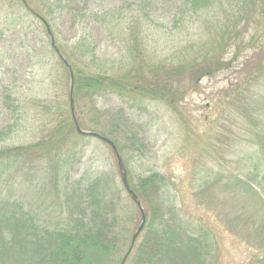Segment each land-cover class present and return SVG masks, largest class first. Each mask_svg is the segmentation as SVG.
I'll return each instance as SVG.
<instances>
[{"label": "rangeland", "instance_id": "obj_1", "mask_svg": "<svg viewBox=\"0 0 264 264\" xmlns=\"http://www.w3.org/2000/svg\"><path fill=\"white\" fill-rule=\"evenodd\" d=\"M149 1L143 12L141 0H0V152L34 146L58 122H73L74 84L48 32L75 75L125 83L141 79L136 55L148 67L179 65L225 46L229 69L196 83L186 73L169 100L117 87L84 92L74 97L75 117L118 147L135 187L152 174L163 179L156 229L180 246L199 242L201 264H264V13H180L186 0ZM64 152L58 188L32 156L0 165V204L22 201L40 223L72 228L89 220L92 185L101 181L116 205L122 240L112 260L120 261L141 215L113 149L74 131Z\"/></svg>", "mask_w": 264, "mask_h": 264}, {"label": "trees", "instance_id": "obj_2", "mask_svg": "<svg viewBox=\"0 0 264 264\" xmlns=\"http://www.w3.org/2000/svg\"><path fill=\"white\" fill-rule=\"evenodd\" d=\"M141 2L142 11L147 12L150 1ZM182 8L180 13H264V0H186ZM241 46H244L243 41L237 49L239 50ZM223 47L225 51L221 55L200 59L205 55L201 54L200 57L195 56L196 59L191 63L188 61L179 65L159 63L155 67H148L147 60L141 58L140 54L137 56L135 48L132 53L136 56L133 58L139 63L138 73L142 75L139 81L130 79L125 83L120 81V78L110 76L74 74L73 98L78 99L84 92L95 95L117 87L123 91L133 90L154 100H169L171 94L176 92L172 90L175 81L179 82L186 73L189 77L192 76L196 83L202 77L229 69L231 62L225 60L227 47ZM260 55L261 53L253 55L251 61L259 62ZM246 62L248 64V61ZM146 68L153 70L149 74L150 80L143 76ZM248 106L250 105L246 107ZM74 131L76 132V128L73 122H58L51 128L48 136L36 145L1 151L0 165L18 162L26 156L30 159L32 156L39 163L47 164L51 173L50 182L53 181L58 188L59 182L62 181V157L66 155L64 149L69 135ZM6 170L0 172V186L3 185ZM100 182L92 185L94 187L91 191L94 190L95 193L89 195L88 205L91 209L89 220L77 221L72 228L49 227L40 223L31 218L30 211L22 201L6 200V203L0 204V264H123V259L118 262L112 260L121 243L122 235L115 226L118 221L115 201L109 191L101 188ZM129 183L145 208H149L147 211L152 214V220L150 222L147 219L144 229L146 235L140 243L136 242L125 264H201L203 248L199 242L193 245L191 239L189 245L180 246L174 234L160 232L154 227V222L163 216L161 200L163 179L157 174H152L139 179L136 187L130 179ZM67 200L68 197L65 202ZM131 246L130 241L129 248Z\"/></svg>", "mask_w": 264, "mask_h": 264}, {"label": "water", "instance_id": "obj_3", "mask_svg": "<svg viewBox=\"0 0 264 264\" xmlns=\"http://www.w3.org/2000/svg\"><path fill=\"white\" fill-rule=\"evenodd\" d=\"M22 2L24 4H26L25 0H22ZM44 21V20H43ZM45 22V21H44ZM46 24V23H45ZM49 36H50V41L53 45V48H55V43H54V40H53V37L51 35L50 32H48ZM58 55L59 57L61 58V60L64 62V64L66 65V67L68 68L69 70V73H70V77H71V85H73L74 83V78H73V72H72V69L71 67L69 66L68 62L65 60V58L58 52ZM71 111H72V115H73V121H74V124L76 126V129H77V132L82 135V136H92V137H95V138H99V139H102L106 142H108L115 154H116V158H117V162H118V165H119V169L121 171V177H122V182H123V185L125 187V189L127 190L128 194L130 195V197L132 198V200L136 203V205L138 206L140 212H141V216H142V220H141V224L140 226L138 227L136 233L134 234V237H133V244L135 243L136 239L138 238V236L141 234V232L143 231L144 227H145V224H146V220H147V212L145 210V208L143 207L142 203L139 201V199L137 198L136 194L134 193V191L131 189L129 183H128V179H127V172L125 170V167L123 165V162H122V159H121V156L119 154V152L117 151L115 145L109 141H107L105 138L101 137L99 134H96V133H93V132H87V131H84L82 130L77 122H76V119H75V111H74V103H73V98H72V93H71Z\"/></svg>", "mask_w": 264, "mask_h": 264}]
</instances>
